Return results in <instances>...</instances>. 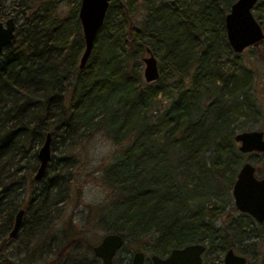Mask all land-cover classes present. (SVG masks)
<instances>
[{
    "label": "trees",
    "instance_id": "trees-1",
    "mask_svg": "<svg viewBox=\"0 0 264 264\" xmlns=\"http://www.w3.org/2000/svg\"><path fill=\"white\" fill-rule=\"evenodd\" d=\"M79 1L0 0V20L15 24L0 53V264H100L94 229L159 256L202 243V264H221L229 248L243 264H264L263 244L243 249L264 241V223L231 203L244 155L233 137L259 116L255 69L225 37L235 0H110L82 69ZM251 13L264 35V0ZM257 47L264 67V36ZM146 48L158 68L150 83ZM166 85L172 97L162 104ZM47 132L50 158L34 180ZM96 133L116 148L96 177L104 198L83 218L64 219L72 191L80 193L79 149Z\"/></svg>",
    "mask_w": 264,
    "mask_h": 264
},
{
    "label": "water",
    "instance_id": "water-1",
    "mask_svg": "<svg viewBox=\"0 0 264 264\" xmlns=\"http://www.w3.org/2000/svg\"><path fill=\"white\" fill-rule=\"evenodd\" d=\"M110 0H80L77 17L80 23L83 49L78 60V68L82 69L90 54L95 37L101 27ZM258 0H235L224 15L225 37L233 53H241L248 47H256L263 40L260 22L251 13ZM14 22L9 17L4 25L0 22V52L13 37ZM142 61V78L146 83L153 82L158 77L156 59L145 49ZM240 153L264 152V134L260 130H248L235 133L233 137ZM50 134L45 133L42 143L37 147V167L33 174L34 180H39L44 173L50 158ZM232 204L236 211L249 215L257 224L264 223V161L261 164V175L256 178L253 165L243 162L231 185ZM23 210L19 209L14 217L13 225L8 233L13 237L18 229ZM122 246V238L116 233H106L91 248L92 254L101 264H114L112 257ZM205 249L202 243L186 244L172 248L164 258L156 255L151 257V264H202V253ZM243 255L227 249L222 256V264H243ZM130 264H143V254L134 252Z\"/></svg>",
    "mask_w": 264,
    "mask_h": 264
},
{
    "label": "rangeland",
    "instance_id": "rangeland-1",
    "mask_svg": "<svg viewBox=\"0 0 264 264\" xmlns=\"http://www.w3.org/2000/svg\"><path fill=\"white\" fill-rule=\"evenodd\" d=\"M0 21H4V19H1ZM257 49H259V47H248L241 52L240 57L243 58L246 67L255 69L253 89L255 96V106L259 110V116L255 119L256 122L253 124L251 129L260 130L264 134V67L256 60L258 53ZM168 86L169 85L163 86L162 91L158 94L157 99H160L162 104L167 103L172 97V93ZM115 149L116 148L108 140L104 139L100 133H96L89 141L81 146L79 149V170L81 175L75 179V187L80 189V193L76 198V189L72 191L70 199L65 203V207L63 209L64 219H66L71 213L78 212V217L83 218L86 206H95L102 201L105 195V189L97 182L96 177L98 176L101 167H103L104 164L110 160L111 154ZM243 154L244 155L240 165L245 161L250 162L255 167V177H260V167L262 161H264V154L257 152ZM57 155L58 154H56V156ZM215 200V202H219L220 198H215ZM227 209L228 208H226V210ZM236 213L238 212L236 211ZM233 214L235 215V213ZM73 221L76 222V216H74ZM221 222L222 221L220 219H216L214 225L220 227L222 224ZM94 231L96 234H93L95 240L92 241V245L96 244L103 235V232H101L99 229H94ZM8 239V243L12 242L11 246H15V244H17V238L10 237ZM243 244V249H247L248 253H251L253 252L254 247L258 251L259 246L262 244L264 245V241L260 240V238H254L252 240L246 241V243ZM134 250H137L135 246H131L129 243H124L116 252L114 256V263L128 264L130 256ZM141 250L143 251L145 257H149L150 252L147 249ZM235 252L242 255V253L239 251ZM222 256L223 253L220 256L221 264ZM249 261L250 259L247 258V262Z\"/></svg>",
    "mask_w": 264,
    "mask_h": 264
},
{
    "label": "flooded vegetation",
    "instance_id": "flooded-vegetation-1",
    "mask_svg": "<svg viewBox=\"0 0 264 264\" xmlns=\"http://www.w3.org/2000/svg\"><path fill=\"white\" fill-rule=\"evenodd\" d=\"M9 17H7V18H5L4 19V21H0L3 25H4V22L8 19ZM12 18V17H11ZM13 20V19H12ZM13 22H14V20H13ZM14 26H15V24H14ZM14 31V30H13ZM5 47V46H4ZM3 47V48H4ZM2 48V49H3ZM2 49H1V51H2ZM1 53V52H0ZM245 131H248V130H245ZM258 153V152H257ZM262 154H264V152H261ZM263 162V161H262ZM262 164V163H261ZM254 167V166H253ZM261 168V167H260ZM254 171H255V167H254ZM255 175V174H254ZM256 178H259V177H256ZM106 234V233H105ZM122 244H123V241H122ZM95 244H93V246H94ZM92 246V247H93ZM121 248V247H120ZM119 248V249H120ZM118 249V250H119ZM117 250V251H118ZM116 251V252H117ZM137 251H140V252H142V254H143V264H151L152 263V261H151V257L153 256V255H156V254H154V253H150V255H149V257H145V255H144V253H143V251L142 250H134L133 252H132V254H131V256H130V259H129V262H128V264H130V261H131V258H132V255H133V253L134 252H137ZM170 251V250H169ZM168 251V252H169ZM116 252H115V254H116ZM167 252V253H168ZM167 253H165L164 255H161V256H159V255H156V256H158V257H160V258H164L166 255H167ZM115 254L113 255V257H112V262L114 263V256H115ZM98 259V258H97ZM100 261V260H99ZM100 264H101V262H100ZM115 264V263H114Z\"/></svg>",
    "mask_w": 264,
    "mask_h": 264
},
{
    "label": "bare ground",
    "instance_id": "bare-ground-1",
    "mask_svg": "<svg viewBox=\"0 0 264 264\" xmlns=\"http://www.w3.org/2000/svg\"><path fill=\"white\" fill-rule=\"evenodd\" d=\"M111 231V230H110ZM125 242V241H124ZM124 244V243H123Z\"/></svg>",
    "mask_w": 264,
    "mask_h": 264
}]
</instances>
